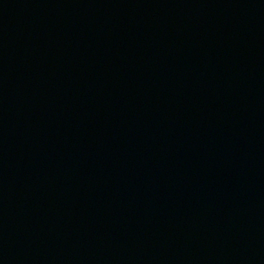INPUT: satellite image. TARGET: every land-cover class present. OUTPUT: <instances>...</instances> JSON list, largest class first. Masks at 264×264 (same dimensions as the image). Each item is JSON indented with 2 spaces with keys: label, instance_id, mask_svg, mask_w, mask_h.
<instances>
[{
  "label": "water",
  "instance_id": "obj_1",
  "mask_svg": "<svg viewBox=\"0 0 264 264\" xmlns=\"http://www.w3.org/2000/svg\"><path fill=\"white\" fill-rule=\"evenodd\" d=\"M0 264H264V0H0Z\"/></svg>",
  "mask_w": 264,
  "mask_h": 264
}]
</instances>
